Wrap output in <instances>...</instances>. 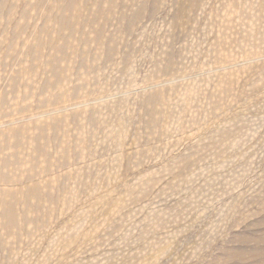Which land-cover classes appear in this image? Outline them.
<instances>
[{"label":"rangeland","instance_id":"1","mask_svg":"<svg viewBox=\"0 0 264 264\" xmlns=\"http://www.w3.org/2000/svg\"><path fill=\"white\" fill-rule=\"evenodd\" d=\"M258 256L264 0H0V264Z\"/></svg>","mask_w":264,"mask_h":264},{"label":"bare ground","instance_id":"2","mask_svg":"<svg viewBox=\"0 0 264 264\" xmlns=\"http://www.w3.org/2000/svg\"><path fill=\"white\" fill-rule=\"evenodd\" d=\"M65 28V27H64ZM2 177V176H1ZM4 181V180H3ZM254 247V246H253ZM259 257V259L256 261V262H260V264H263L264 263V256H258Z\"/></svg>","mask_w":264,"mask_h":264}]
</instances>
